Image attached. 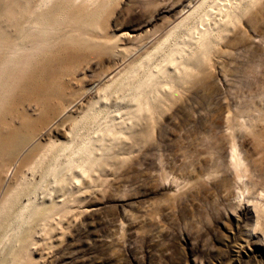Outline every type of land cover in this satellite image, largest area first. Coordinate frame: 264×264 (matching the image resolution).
<instances>
[{"label":"rangeland","instance_id":"1","mask_svg":"<svg viewBox=\"0 0 264 264\" xmlns=\"http://www.w3.org/2000/svg\"><path fill=\"white\" fill-rule=\"evenodd\" d=\"M83 1L105 7L90 36L113 54L75 64L56 115L83 97L68 114L77 118L97 99L87 90L126 64L94 124L40 140L66 144L74 179L34 263L264 264V0H229L207 39L177 26L201 0Z\"/></svg>","mask_w":264,"mask_h":264},{"label":"bare ground","instance_id":"2","mask_svg":"<svg viewBox=\"0 0 264 264\" xmlns=\"http://www.w3.org/2000/svg\"><path fill=\"white\" fill-rule=\"evenodd\" d=\"M79 1L0 0V264H35L32 255L48 239L53 227L63 223L61 217L67 213V185L73 177L74 164L61 161L63 157L68 160L65 143L50 139L42 144L41 138L57 129L64 130L67 122L68 136L72 137L75 131L84 129L86 121H96L99 98L116 83L126 64L121 62L88 88V92L97 94V99L89 101L77 118L69 119L68 114L83 97L56 115L68 94L63 81L75 64L98 54H113L112 46L90 36L98 29L105 7L92 9ZM207 2L201 0L190 6L177 25L191 38L204 37L233 9L229 0L212 1L204 16L197 17ZM192 19L196 20L190 26ZM131 66L128 64L124 73L130 72ZM108 133L115 134L113 129ZM99 140L100 147H104L103 138ZM91 154L93 150L86 161L93 165L97 158Z\"/></svg>","mask_w":264,"mask_h":264}]
</instances>
